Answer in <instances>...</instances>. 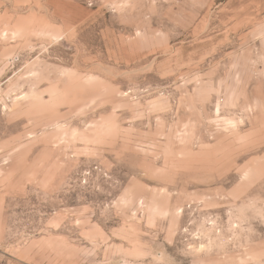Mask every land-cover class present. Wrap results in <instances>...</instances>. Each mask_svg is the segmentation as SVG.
<instances>
[{
    "label": "rangeland",
    "instance_id": "374dc122",
    "mask_svg": "<svg viewBox=\"0 0 264 264\" xmlns=\"http://www.w3.org/2000/svg\"><path fill=\"white\" fill-rule=\"evenodd\" d=\"M0 264H264V0H0Z\"/></svg>",
    "mask_w": 264,
    "mask_h": 264
}]
</instances>
